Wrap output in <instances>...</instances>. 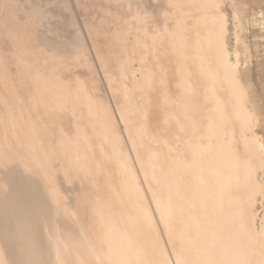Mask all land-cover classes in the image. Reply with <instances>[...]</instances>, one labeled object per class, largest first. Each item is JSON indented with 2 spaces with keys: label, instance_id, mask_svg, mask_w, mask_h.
<instances>
[{
  "label": "rangeland",
  "instance_id": "obj_1",
  "mask_svg": "<svg viewBox=\"0 0 264 264\" xmlns=\"http://www.w3.org/2000/svg\"><path fill=\"white\" fill-rule=\"evenodd\" d=\"M263 162L264 0H0V264L13 263V244L45 264H109L125 237L146 261L179 264L175 200L190 218L211 204L193 224L212 228L232 209L212 194L228 165L239 186L229 213L253 230L264 264ZM168 200L176 210L160 211ZM62 217L72 220L61 230ZM25 222L30 233L14 235ZM110 234L122 242L111 248Z\"/></svg>",
  "mask_w": 264,
  "mask_h": 264
},
{
  "label": "bare ground",
  "instance_id": "obj_2",
  "mask_svg": "<svg viewBox=\"0 0 264 264\" xmlns=\"http://www.w3.org/2000/svg\"><path fill=\"white\" fill-rule=\"evenodd\" d=\"M8 22V21H7ZM11 27V26H10ZM19 28V27H18ZM13 29H15V28H13ZM219 33V32H218ZM219 40V39H218ZM16 41V40H15ZM14 41V42H15ZM221 41V40H220ZM39 42V41H38ZM220 43V42H219ZM43 44V43H42ZM38 45V44H37ZM43 45H45V44H43ZM31 46V45H30ZM47 46V45H46ZM49 46V45H48ZM221 46V45H220ZM45 47V46H44ZM17 49V48H16ZM16 58V57H15ZM182 64V63H181ZM178 72V71H177ZM232 76V75H231ZM231 82V81H230ZM251 105H252V102H251ZM253 106V105H252ZM254 107V106H253ZM238 108V107H237ZM239 109H241V108H239ZM245 109V108H244ZM240 111H243L242 109L240 110ZM238 112H239V110H238ZM244 112V111H243ZM247 112H250V111H248L247 110ZM246 112V113H247ZM254 112H255V110H254ZM240 113V112H239ZM245 113V112H244ZM237 114V113H236ZM246 115V114H245ZM259 123V122H258ZM191 124L193 125V123L191 122ZM9 125V124H8ZM3 126V125H2ZM189 126V125H188ZM187 126V127H188ZM200 126V125H199ZM191 127V126H190ZM194 126H192V128H193ZM191 128V129H192ZM187 129V128H186ZM189 129V128H188ZM196 129H197V126H196ZM252 134H250V136H251ZM202 137V136H201ZM17 138V137H16ZM205 139V138H204ZM10 140V139H9ZM206 140V139H205ZM8 142V141H7ZM194 142V141H193ZM195 143V142H194ZM202 144V143H201ZM200 144V145H201ZM193 146V145H192ZM223 148V147H222ZM225 149V148H224ZM23 151H25L24 149H22ZM182 150V149H181ZM186 150V149H185ZM198 150H199V148H198ZM18 151H19V149H18ZM182 152V151H181ZM180 152V153H181ZM183 152H184V150H183ZM183 152L181 153L183 156H184V154H187V153H190L189 152V150L187 151V153H184L183 154ZM197 152V151H196ZM195 152V153H196ZM225 152H226V150H225ZM17 153V152H16ZM20 153V152H19ZM25 153H26V151H25ZM172 153V152H171ZM176 153H178V152H176ZM231 153V152H230ZM21 154V157H22V153H20ZM19 154V155H20ZM24 154V153H23ZM28 154V153H27ZM179 154V153H178ZM215 154V153H214ZM249 154L250 155H254V154H256V150H255V148H253V150L251 149L250 151H249ZM172 155V154H171ZM201 155V154H200ZM14 156H15V154H14ZM169 156V155H168ZM167 156V157H168ZM173 156V155H172ZM171 156V157H172ZM180 156V155H179ZM206 156V155H205ZM21 157H20V159H21ZM23 157H25V156H23ZM22 157V158H23ZM167 157H165V161H166V158ZM178 157V156H177ZM180 157H182V156H180ZM194 157V156H193ZM199 157V156H198ZM215 157H217V156H215ZM215 157H213L214 159H215ZM248 157V156H247ZM27 159H28V157H26ZM169 159H170V157H168ZM173 158V157H172ZM184 158V157H183ZM223 158V157H222ZM168 159V160H169ZM198 159V158H197ZM203 159V158H202ZM218 159V158H217ZM232 159V158H231ZM172 159H170L169 161H171ZM175 160V159H174ZM182 160V159H181ZM180 160V161H181ZM185 160H187V158L185 159ZM21 161H25L24 160V158H23V160L21 159ZM29 161V160H28ZM176 161H178V160H176ZM194 161V160H193ZM208 161V160H207ZM215 161V160H214ZM34 162V161H33ZM203 162V161H202ZM170 163V162H169ZM264 163V162H263ZM4 164V163H3ZM167 164V163H166ZM184 164H186L185 162H184ZM189 164V163H188ZM195 164H197V163H194V165ZM254 164V163H253ZM168 165V164H167ZM215 165V164H214ZM224 165V164H223ZM172 165H170V167H167V166H165V167H167V168H170V169H172V167H171ZM222 166V165H221ZM232 166V165H231ZM194 167H196V165L194 166ZM201 167V166H200ZM226 167V166H225ZM225 167L224 166H222V167H220L219 168V170H218V175H215V176H217L216 177V186H215V184L213 185V186H215V188L212 186V185H210V188L209 189H211V188H214L215 190V192L211 189V191H213L214 193H216V195H214V193H212L213 194V196H216V199H219V198H221V200L220 201H222L223 203L222 204H220L219 205V209H221V208H224L225 206H230V208H232V209H234L233 207H235V206H233V205H235L236 204V202H235V200L233 199V197H234V193L236 192L235 190L237 189L238 190V187L237 188H235L234 186H232V185H228V181H227V179L232 175L231 174V171H230V165H228V167L229 168H226V169H228V170H226L225 169ZM257 167V166H256ZM264 168V167H263ZM169 169V170H170ZM173 170V169H172ZM213 170V169H212ZM167 171V170H166ZM194 171V170H193ZM214 171V170H213ZM217 171V170H216ZM264 171V170H263ZM148 172V171H147ZM195 172V171H194ZM193 172V173H194ZM4 173V172H3ZM172 173V172H171ZM195 173H197V172H195ZM215 173V172H214ZM235 173V172H234ZM237 173V172H236ZM151 174V173H150ZM177 174H178V172H177ZM183 173H181V175H182ZM198 174V173H197ZM205 174V173H204ZM263 174H264V172H263ZM164 175V174H163ZM179 175V174H178ZM199 175V174H198ZM212 175V174H211ZM167 176H168V174H167ZM170 176V175H169ZM168 176V177H169ZM192 176V175H191ZM205 177H206V175H204ZM166 177V176H165ZM164 177V178H165ZM209 178L211 177V176H208ZM207 177V178H208ZM213 177V176H212ZM211 177V178H212ZM153 178V177H152ZM162 178V177H161ZM171 178V177H170ZM174 178H175V176H174ZM191 178V177H190ZM208 178V180H210ZM148 179H150L149 177H148ZM169 178H167V180H168ZM179 179H180V177H179ZM183 181H184V178L182 177L181 178ZM187 179V178H186ZM214 179V178H213ZM2 180V182H3V179H1ZM170 180V179H169ZM168 180V181H169ZM176 180V179H175ZM207 180V179H206ZM215 180V179H214ZM255 180V179H254ZM253 179L252 180H249L248 181V184L250 183V182H253L254 181ZM164 181H166V179L164 180ZM183 181H180V184L182 185H180L179 183H178V185H180L182 188H183V186H185L184 185V183L185 184H187L188 185V183H187V181H184V183H183ZM5 182H6V178H5ZM4 182V183H5ZM183 184H182V183ZM189 182V181H188ZM196 182V181H195ZM212 182V181H211ZM214 182V181H213ZM233 182V181H232ZM0 183H1V181H0ZM71 183V182H70ZM208 183L210 184V182L208 181ZM207 183V184H208ZM215 183V182H214ZM72 184V183H71ZM176 184H177V182L174 184L175 186L174 187H176ZM197 184V183H196ZM196 184L194 185V186H192V188H194L195 186H196ZM1 185V184H0ZM177 185V186H178ZM186 185V186H187ZM69 186H71V185H69ZM73 187V186H72ZM179 187V186H178ZM205 187H206V185H205ZM185 189H187V187H184ZM175 189V188H174ZM180 189V188H179ZM209 189L207 188V191H209ZM71 190V189H70ZM81 190V189H80ZM200 190H201V188H200ZM200 190H198V192L200 193ZM206 190V189H205ZM162 191V190H161ZM170 191V190H169ZM183 191V190H182ZM202 192H204L203 190H201ZM211 191H209V192H211ZM225 191V193L223 194V192ZM52 192V191H51ZM73 192V191H72ZM171 192H175V191H171ZM179 192V191H178ZM197 192V193H198ZM201 192V193H202ZM163 193H165V192H163ZM198 193V194H199ZM207 194H208V197L210 196V194L208 193V192H206ZM5 194H6V192H5ZM79 194H80V192H79ZM176 194V193H175ZM197 194V195H198ZM202 194H204V193H202ZM202 194H200V195H202ZM237 194V193H236ZM174 195V194H173ZM188 195V194H187ZM199 195V197H200V200L201 201H203V196L201 197ZM206 195V194H205ZM263 195V197H264V193L262 194ZM74 196V195H73ZM175 196V195H174ZM176 196H178L177 194H176ZM186 196V195H185ZM70 197H71V195H70ZM180 197V196H179ZM182 198H183V195L181 196ZM206 196H204V200L206 199L207 200V198H205ZM71 198H74V197H71ZM76 198V197H75ZM165 198V197H164ZM167 198H169V197H167ZM236 198H237V196H236ZM262 198V197H261ZM69 199V198H68ZM174 199H177V197L175 198L174 197ZM195 199V201L197 202V200L199 199H197V198H194ZM197 199V200H196ZM223 199V200H222ZM55 200V199H54ZM161 200V199H160ZM169 200H171V199H169ZM168 200V201H169ZM193 200V199H192ZM214 200H215V197H214ZM177 201H178V203H176V200H175V207L176 208H178V206H179V208L178 209H182L181 208V206L183 205L182 204V202L180 203V201L177 199ZM182 201V200H181ZM234 201V202H233ZM85 202V201H84ZM172 202V201H171ZM184 202V201H183ZM195 202V203H196ZM205 203H207L208 201H204ZM210 202H212V201H210ZM64 203H66V204H68L67 202H64ZM90 203V202H89ZM168 203V202H167ZM165 204V206H164V204L162 205V206H164V207H161L160 208V211H163V212H166L167 210L169 211V209H171L172 210V207H174V205H172V203H174V201L172 202V203H170V201H169V204ZM192 203V202H191ZM202 203V202H201ZM205 203H204V205H205ZM212 203H214V202H212ZM235 203V204H234ZM69 204H71V202L69 203ZM68 204V205H69ZM83 204L85 205L86 203H82V206H83ZM93 204V203H92ZM159 204V203H158ZM161 204V203H160ZM176 204H179V205H176ZM184 204H187V203H185L184 202ZM188 204L189 205H187V206H189V207H193V204H192V206H190L191 204L189 203V201H188ZM199 205L200 203H196V205ZM233 204V205H232ZM240 204V203H239ZM55 205V204H54ZM77 205V204H76ZM88 205V204H87ZM198 205H197V207H198ZM207 205H211V204H208L207 203ZM237 205V204H236ZM79 206V205H78ZM89 207L90 206H92L91 205V203H90V205H88ZM161 206V205H160ZM159 206V207H160ZM201 206V205H200ZM208 206V207H209ZM233 206V207H232ZM242 206V205H241ZM263 206V205H262ZM68 207V206H67ZM70 207H73V205L71 206L70 205ZM86 207V206H85ZM89 207H87V209L89 208ZM174 207V209L176 210V208ZM183 207L186 209L187 208V210H185L184 209V211H187L188 212V207H185V205H183ZM194 207H195V205H194ZM194 207L192 208V210H195L194 209ZM205 207V206H204ZM204 207H202V209L204 208ZM207 207V208H208ZM213 207V206H212ZM212 207L210 206V209H208L209 211L212 209ZM1 208V207H0ZM69 208V207H68ZM67 208V209H68ZM84 208V207H83ZM91 208V207H90ZM89 208V209H90ZM199 208V207H198ZM198 208H196L197 210H198ZM201 208V207H200ZM199 208V209H200ZM206 208V207H205ZM206 208V209H207ZM226 208V207H225ZM237 207H235V209H236ZM9 209L10 210H13V209H20V206L18 205V204H14V203H11L10 204V206H9ZM22 209V208H21ZM64 209V208H63ZM71 209H73V208H70V210ZM81 209V208H80ZM86 209V210H87ZM88 209V210H89ZM177 209V211H175L176 213L174 214V215H176L177 214V212H178V214L176 215V217L178 216V219H179V226L177 225V227H178V229H177V233H175V236H176V240H174L175 242H174V245H175V247H172V248H175V250H174V253H175V256H176V258H177V262H179V264H260V259L258 258V255H260L259 254V251H258V249H257V246H258V244H259V242H258V240L256 239V235H254V232H253V230L251 229V228H246V231L245 230H243L242 228L241 229H239V226L240 225H242L243 224V219H241L240 221H238V220H234V219H236L234 216L236 215V213H235V211L237 212V209L236 210H234L233 211V213L235 214H230L229 212L232 210V209H230V210H227V213H223L222 215H221V213H220V215H219V220L217 221L216 220V223L214 222V226L212 227V228H209L208 226H209V224H207V222H209V220L207 221V220H205V221H207V222H205V224H207V225H205V226H203V227H201V229H200V231L201 230H203V231H207V230H209V232H207V233H204V234H202V235H199V228H197L196 227V225H194L193 223H195V222H197V221H195L197 218H196V216L198 215V213L200 212V210L198 211V213H196L195 211V214H197L195 217H193L194 216V213H193V211H192V213H191V208L189 209L190 210V213L193 215L191 218L188 216L189 214L188 213H186V212H183V210L181 211V214H182V212H183V214L185 215V213H186V215L188 216V217H186V215L184 216L183 214L181 215L180 214V210H178ZM206 209H203V210H206ZM215 209V208H214ZM82 210V209H81ZM93 210V209H92ZM102 210V209H101ZM100 210V212H104V210L103 211H101ZM170 210V211H171ZM202 210V211H203ZM208 210H206L207 212H208ZM3 211V210H2ZM8 211L9 210H7V211H5V213L3 214V216H5V217H8L10 214L8 213ZM67 211V210H66ZM68 211H69V209H68ZM159 211V212H160ZM201 211V212H202ZM206 211H204V212H206ZM213 211V210H212ZM214 211H216V209L214 210ZM214 211H213V213H214ZM58 212H60V211H58ZM70 212V211H69ZM71 212H73L74 213V210L73 211H71ZM81 212V211H80ZM84 212V210H82V213ZM89 213L88 214H90L91 212L90 211H88ZM172 212V211H171ZM200 212V213H201ZM203 212V213H204ZM207 212L205 213L207 216H209L208 214H207ZM3 213V212H2ZM19 213H20V211H19ZM75 213H77V212H75ZM93 213H94V211H93ZM172 213H174V211L172 212ZM208 213H210L211 215H212V213L211 212H208ZM242 213V212H241ZM61 214V213H60ZM60 214H58L59 216H60ZM72 214V213H71ZM88 214H87V216H88ZM101 215L103 214V213H100ZM128 214V213H127ZM168 214V213H167ZM20 215V214H19ZM66 215V214H65ZM79 215V214H78ZM84 215H86V214H84ZM169 215V214H168ZM167 215V216H168ZM173 215V214H172ZM200 215V214H199ZM204 215V214H203ZM203 215H201V217L203 216ZM205 215V216H206ZM210 215V217H212ZM214 215H217L218 216V214H214ZM214 215H213V217H214ZM263 215H264V213H263ZM57 216V215H56ZM68 216V215H67ZM72 215H70V217H71ZM87 216H85V217H87ZM92 215L90 214V217H91ZM103 216V215H102ZM108 216V215H107ZM191 216V215H190ZM205 217L206 219L208 218V217ZM244 216V215H243ZM58 217V216H57ZM73 217V216H72ZM71 217V218H72ZM84 217V218H85ZM89 217V218H90ZM109 217V216H108ZM111 217V216H110ZM130 217V216H129ZM198 217V216H197ZM209 217V218H210ZM234 217V218H233ZM21 218V217H20ZM24 218L25 217H23L22 219L24 220ZM63 218H65L64 220L66 221V219H67V217H62V218H59V219H61V224L60 223H56V228L58 227L59 228V224L61 225V230H62V225L65 223V221H63ZM88 218V217H87ZM88 218V219H89ZM107 218V217H106ZM190 220H189V219ZM196 218V219H195ZM199 218H200V216H199ZM203 218V217H202ZM215 218V217H214ZM213 218V219H214ZM217 218V217H216ZM215 218V219H216ZM241 218V217H240ZM243 218V217H242ZM246 218V217H245ZM73 219V218H72ZM72 219H70V221L72 220ZM102 219V218H101ZM133 219V218H132ZM167 219H169V218H167ZM174 219V218H173ZM201 219V218H200ZM198 220V221H202V220ZM204 219V218H203ZM213 219H212V221H213ZM22 220V221H23ZM58 220V219H57ZM69 220V219H68ZM82 220V219H81ZM81 220H80V222H81ZM85 220H87V219H85ZM109 220V219H108ZM111 220V219H110ZM170 220H171V218H170ZM210 220H211V218H210ZM246 220V219H245ZM69 221V222H70ZM73 221H74V224L76 223L75 222V219H73ZM79 220H77V222H78ZM83 221V220H82ZM90 222H92L91 220H89ZM97 221V220H96ZM107 221V220H106ZM118 221H119V219H118ZM195 221V222H194ZM3 222V221H2ZM58 222V221H57ZM62 222H64V223H62ZM68 222V221H67ZM69 222H68V224H66V226L67 225H69ZM90 222L88 223V224H90ZM94 222V221H93ZM104 222V221H103ZM102 222V223H103ZM134 222V221H133ZM204 222V221H203ZM202 222V223H203ZM21 223H23V222H21ZM71 223H73V222H71ZM83 222H81V224H82ZM96 223V222H95ZM95 223H92V226L95 224ZM135 223V222H134ZM172 223V222H171ZM198 223V222H197ZM196 223V224H197ZM213 223V222H212ZM246 223V222H245ZM84 225L86 224L85 222L83 223ZM82 224V226H84ZM87 224V225H88ZM97 224V223H96ZM95 224V225H96ZM104 224V223H103ZM102 224V225H103ZM199 224V223H198ZM73 225V224H72ZM78 225V224H77ZM97 225H99V224H97ZM107 225H108V223H107ZM4 226H5V224H4ZM22 227H20L19 226V228H17L16 230L14 229V231H12V233L14 234V235H25V234H29L30 233V228L28 227L29 226V222H25V225H21ZM65 226V225H64ZM70 226V225H69ZM75 226L76 225H74V228H75ZM100 226V225H99ZM104 226V225H103ZM103 226H102V228H103ZM198 226V225H197ZM202 226V225H201ZM77 227V226H76ZM80 227V226H79ZM78 227V228H79ZM85 227H86V225H85ZM95 227V226H94ZM98 227V226H97ZM123 227V226H122ZM200 227V226H199ZM210 227H211V223H210ZM250 227V226H249ZM12 227H10V229H11ZM73 228V227H72ZM71 228V229H72ZM87 228V227H86ZM102 228H98V229H101L102 231H103V229H105L106 228V226H104V228L102 229ZM108 228V227H107ZM114 228V227H113ZM176 228V227H175ZM6 229H7V227H6ZM60 229V228H59ZM58 229V230H59ZM70 229V230H71ZM96 229V228H95ZM98 229H96V230H98ZM191 229H193L194 231V233L193 234H191L190 232H188V231H191ZM63 230H64V228H63ZM68 230H69V228L66 230V233H68ZM69 230V231H70ZM94 230V229H93ZM101 230H100V232H101ZM105 230H107V229H105ZM105 230L103 231V232H105ZM114 230V229H113ZM112 230V231H113ZM140 230V232H141V229H139ZM175 230V229H174ZM81 231H82V229H81ZM86 231V230H85ZM92 231V230H91ZM99 231V230H98ZM118 231H120L119 229L117 230V233L118 234H120V232H118ZM125 231V230H124ZM199 231V232H198ZM0 232H1V239L3 240V241H9V235L5 232V231H2L1 229H0ZM62 232V231H61ZM71 232V231H70ZM74 232H77V231H74ZM103 232H101V234L103 233ZM108 232H111V231H106L105 232V234L106 233H108ZM58 233H60V232H58ZM80 233V232H79ZM85 233V232H84ZM89 233V232H88ZM94 233V232H93ZM96 233H97V231H96ZM188 233H190L191 235H189ZM77 234V233H76ZM81 234V233H80ZM95 234V233H94ZM105 234H103V235H105ZM112 234V233H111ZM110 234V235H111ZM114 234V233H113ZM112 234V235H113ZM124 234V233H123ZM122 234V235H123ZM127 234V233H126ZM141 234H143L144 235V233H142L141 232ZM172 234H173V232H172ZM176 234H178V235H176ZM11 235V234H10ZM13 235V236H14ZM62 235V234H61ZM66 235V234H65ZM68 235H70V234H68ZM91 235V234H90ZM103 235H100V237L101 236H103ZM106 235H109V234H106ZM111 235V237H109V239L111 240V244H113L112 246L110 245V243H109V241L107 240V242L109 243L108 245H104V249H106V247H108L109 245L111 246V248L114 246V242H117V240L119 241V239L122 237L121 236V234L119 235V236H121L119 239L118 238H115V237H113V236H115V235H113L112 236ZM28 236V235H27ZM92 236V235H91ZM96 236V235H95ZM117 236V235H116ZM125 236V234L123 235V237ZM11 237V236H10ZM63 237V236H62ZM65 237V236H64ZM71 237V236H70ZM74 237V236H73ZM85 237V236H84ZM144 237V236H143ZM76 238V237H75ZM86 238V237H85ZM92 238V237H91ZM95 239H96V237H94ZM145 238V237H144ZM171 238H173L174 239V236L172 235V237ZM62 239V238H61ZM67 239V238H66ZM74 239V238H73ZM72 239V240H73ZM80 239V238H79ZM101 239H102V237H101ZM104 239H107V237H105ZM117 239V240H116ZM124 241H125V239H127L126 237H125V239L124 238H122ZM122 239H120L121 240V242H122ZM58 240V239H57ZM81 240V239H80ZM79 240V241H80ZM84 240V239H83ZM83 240H81V242L83 243L84 242V247H89V245H88V243L86 242V241H83ZM172 240V239H171ZM60 241H62V240H60ZM77 241V240H76ZM78 241V242H79ZM94 241V240H93ZM101 242H102V240H100ZM105 240H103V242H104ZM112 241H113V243H112ZM123 241V242H124ZM34 242V241H33ZM58 242V241H57ZM121 243V245L123 244V247H117V249H116V251H114V248H113V250L111 249V251H114L112 254H110V256H109V259H110V263L109 264H165V261L163 262V261H151V259L149 260V262L148 261H146V259L144 258V256L142 255V254H139L138 252H136V249H135V251H131L130 249H131V247H130V249H129V245L128 246H126V244L127 243ZM126 242V241H125ZM146 242H147V240H146ZM258 242V243H257ZM62 243H64L63 241H62ZM81 243V244H82ZM98 243H100V242H98ZM118 243H120V242H118ZM116 244L117 246H121V245H119V244ZM131 243V242H130ZM129 243V244H130ZM57 244V243H56ZM92 244V243H91ZM95 244H97V242L95 243ZM106 244V243H105ZM173 244V243H172ZM14 245V244H13ZM13 245H11L9 248H7V256L9 257V259L13 262L12 264H45L44 263V261H43V259H41L40 258V256H39V254H38V252H36V253H33L32 255H30V256H25V255H20V254H17V250H18V246H17V244L15 245V246H13ZM34 245V244H33ZM63 245V244H62ZM115 245V246H116ZM133 245V244H132ZM173 245V246H174ZM37 246V245H36ZM60 246V245H59ZM124 246H126V247H124ZM58 247V246H57ZM74 247V246H73ZM100 247V246H99ZM103 247V246H102ZM59 249H60V247H58ZM57 248V249H58ZM64 248H66V246L64 247ZM91 248H93V247H91ZM150 248V247H149ZM152 248V247H151ZM72 249V248H71ZM96 249H97V247H96ZM132 249H133V247H132ZM76 250L78 251V249L76 248ZM84 250V249H83ZM94 250V249H93ZM144 250H146V249H144ZM155 250V249H154ZM59 250H57V252L56 253H60L59 255H57L58 256V259H57V263H58V261H59V259H63V257H64V254L63 253H65V251L62 253V251L63 250H61V252H58ZM77 251H75V252H77ZM88 251H90V250H88ZM87 251V252H88ZM101 251V250H100ZM103 251V250H102ZM109 251H110V249H109ZM111 251H110V253H111ZM128 251H130V252H128ZM153 251V250H152ZM54 252V251H53ZM69 252V251H68ZM71 252V251H70ZM84 252H85V250H84ZM107 253V252H106ZM174 253H173V255H174ZM66 254H69V253H66ZM65 254V255H66ZM102 254V253H101ZM155 254H157V253H155ZM15 255H20V256H18V258L17 257H15ZM44 255V254H43ZM107 255V254H106ZM56 256V257H57ZM70 256V255H69ZM69 256H68V258H69ZM73 256V255H72ZM72 256H71V258H72ZM75 256V255H74ZM73 256V257H74ZM97 256V255H96ZM2 257V256H1ZM43 257V256H42ZM45 257V256H44ZM66 257V256H65ZM91 257V259L93 260V258H92V256H90ZM105 257V256H104ZM3 258V257H2ZM1 258V259H2ZM17 258V259H16ZM67 258V257H66ZM65 258V259H66ZM67 258V259H68ZM112 258H114V260H115V258H117L116 259V261L115 262H113V259ZM172 258H173V256H172ZM46 259V258H45ZM83 259V258H82ZM90 259V258H89ZM108 259V260H109ZM70 260V259H69ZM68 260V261H69ZM91 260V261H92ZM2 262H3V260H1ZM46 261V260H45ZM61 261V260H60ZM59 261V262H60ZM73 261H74V264H79V262H80V258H79V256L77 257V258H73ZM90 261V260H89ZM65 262V261H64ZM64 262H60L61 264H64ZM70 262V261H69ZM68 262V264H70ZM72 262V261H71ZM97 262V261H96ZM7 263V262H6ZM91 263V262H90ZM93 263L95 264V262L93 261ZM47 264V263H46ZM85 264H87V263H85ZM101 264V263H100Z\"/></svg>",
  "mask_w": 264,
  "mask_h": 264
}]
</instances>
